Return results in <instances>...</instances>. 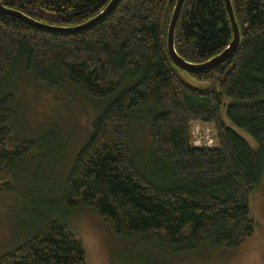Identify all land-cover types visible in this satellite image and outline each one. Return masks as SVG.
Segmentation results:
<instances>
[{
	"label": "trees",
	"instance_id": "16d2710c",
	"mask_svg": "<svg viewBox=\"0 0 264 264\" xmlns=\"http://www.w3.org/2000/svg\"><path fill=\"white\" fill-rule=\"evenodd\" d=\"M109 2L0 0L6 8L59 27L85 22ZM175 2L120 0L79 32L44 31L0 13V88L22 64L50 90L68 85L107 101L75 155L57 209L32 216L36 234L0 256V264H87L69 224V216L82 208L105 219L119 238L137 236L173 253L209 244L237 248L255 233L249 201L264 181V0H230L239 47L201 71L180 69L168 54ZM232 38L224 0L183 1L174 34L182 59L205 62ZM17 99L0 89V191L10 165L39 147L48 149L54 137L45 132L38 140L19 138ZM223 109L254 146L224 123ZM139 112L151 118L149 154L160 168L153 172L157 180L128 146V129ZM195 123L214 128V146L192 143Z\"/></svg>",
	"mask_w": 264,
	"mask_h": 264
},
{
	"label": "rangeland",
	"instance_id": "374dc122",
	"mask_svg": "<svg viewBox=\"0 0 264 264\" xmlns=\"http://www.w3.org/2000/svg\"><path fill=\"white\" fill-rule=\"evenodd\" d=\"M0 89H7L19 100L14 122L19 138L38 140L45 132L54 135L48 142V149L39 147L30 157L13 162L10 174L2 181L6 182L0 191L2 256L36 234L38 226L32 216L57 209L55 203L63 195L75 155L87 139L92 120L107 101L86 96L68 85L50 90L28 74L22 64L16 66ZM221 117L227 126L254 146L251 136L227 120L224 109ZM150 120L144 112L131 120L128 146L133 158L141 166L146 163L147 173L157 180L153 172L160 168L153 164L149 154L152 148ZM191 136L196 145L214 146L217 143L211 125L193 124ZM249 208L256 230L237 248L209 244L195 251L173 253L137 236L119 238L111 232L108 222L89 208L75 210L69 216V224L74 237L83 246L87 264H264L263 180L252 193Z\"/></svg>",
	"mask_w": 264,
	"mask_h": 264
},
{
	"label": "water",
	"instance_id": "95a60500",
	"mask_svg": "<svg viewBox=\"0 0 264 264\" xmlns=\"http://www.w3.org/2000/svg\"><path fill=\"white\" fill-rule=\"evenodd\" d=\"M119 1L120 0H110V2L107 4V6L104 9H102L96 16L90 18L89 20H87L81 24L73 26V27H59V26H52V25L44 24V23L38 22L36 20H33L32 18L26 16L22 12H19L17 10H13L10 8H6V7L2 6L1 3H0V13L12 15L16 18H19L23 22H25L29 25H32V26L36 27L37 29L44 30V31H49V32H65V31L79 32L81 30L87 29V28L95 25L100 20H102L105 16H107L118 5ZM169 1L171 2L172 0H169ZM183 1L184 0H176L172 14H171V18L169 21L168 30H167V41H166L168 54H169L170 58L172 59V61L180 69H182L184 71H201V70L213 68L214 66L223 62L228 56H230L239 47V44H240L239 28H238V25H237L235 17H234L231 2H230V0H224L226 10L228 13V17H229V22L231 24V29L233 32V38H232L230 44L228 45L227 48H225L218 55L212 57L211 59H209L205 62L195 64V63L187 62L184 59H182L176 53L175 48H174L175 28H176L177 21H178L179 15H180V11H181Z\"/></svg>",
	"mask_w": 264,
	"mask_h": 264
}]
</instances>
